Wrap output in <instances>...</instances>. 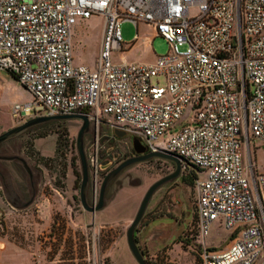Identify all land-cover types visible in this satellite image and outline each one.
Wrapping results in <instances>:
<instances>
[{
	"label": "built area",
	"instance_id": "2783aa9c",
	"mask_svg": "<svg viewBox=\"0 0 264 264\" xmlns=\"http://www.w3.org/2000/svg\"><path fill=\"white\" fill-rule=\"evenodd\" d=\"M94 16L105 26L93 70L76 63L73 35ZM125 22L151 27L170 52L151 65L114 63L126 52ZM0 69L34 97L14 106L15 120L86 115L179 158L182 173L189 164L205 171L195 184L202 263L264 264V174L250 138L264 144V0H0ZM217 221L239 230L221 251L206 243Z\"/></svg>",
	"mask_w": 264,
	"mask_h": 264
},
{
	"label": "rangeland",
	"instance_id": "374dc122",
	"mask_svg": "<svg viewBox=\"0 0 264 264\" xmlns=\"http://www.w3.org/2000/svg\"><path fill=\"white\" fill-rule=\"evenodd\" d=\"M104 26L105 18L101 16L78 20L73 35L78 65L93 70L97 68ZM122 34L126 52L114 54V63L127 61L151 65L156 63L159 56L170 52L169 44L160 37L153 40V29L143 23L137 27L132 22H125ZM132 44L134 47L129 53ZM180 49L185 51L187 47ZM159 82L165 86L163 79L153 80L154 85ZM33 101V95L19 81L0 69V135L24 123L13 119L14 106ZM34 114L28 113L27 116ZM104 121L111 124L114 118L106 115ZM81 126V120L50 124L28 130L12 142L8 155L25 158L36 171L38 181L35 202L30 208L25 206L28 201H22L20 206L6 203V209L10 211L6 212L8 218L0 228V247L4 245L3 252H0V264H138L128 247L127 230L147 191L153 184L172 174L175 165L156 159L131 166L110 187L107 206L95 214L91 213L94 220H86L83 215L88 212L80 202L82 170L77 150ZM114 130L106 125L92 124L86 136V152L92 157L89 161L94 160L98 167L96 191L93 188L95 171L90 168L91 191L88 199L91 206L98 202L102 181L108 174L105 172L107 169L101 170L104 165L98 161L100 150L111 149L106 140L105 143L102 140L107 139L105 136L111 135ZM132 138L127 135L115 144L117 149L122 150V158L130 155L128 146H131ZM169 138L170 135L165 136L155 145L166 150ZM250 138L258 175L264 174V144L254 138L252 132ZM245 158L248 161L247 148ZM3 166L9 171L14 169L13 164L8 162ZM108 166L110 168L111 165ZM191 170L197 179L207 178L205 171ZM75 172L80 173L78 181ZM17 174L18 187H23L24 183L28 187L26 171L23 169ZM187 174L184 170L179 179L156 192L137 229L138 245L149 264H202L199 255V242L202 240L198 239L196 229V192L194 183L185 181ZM246 176L252 182L250 171L246 172ZM72 181H75L73 188L68 190V182ZM55 188L61 193L60 196L53 195ZM55 197L58 198L55 200ZM52 209L55 210L48 217ZM110 209L114 210L112 226L105 225L102 220V214ZM206 242L221 251L228 246L230 235L216 225Z\"/></svg>",
	"mask_w": 264,
	"mask_h": 264
},
{
	"label": "water",
	"instance_id": "95a60500",
	"mask_svg": "<svg viewBox=\"0 0 264 264\" xmlns=\"http://www.w3.org/2000/svg\"><path fill=\"white\" fill-rule=\"evenodd\" d=\"M72 120H81L82 126L78 133L77 137V150L80 157V164H81V170H82V182L80 186V202L83 207V209L89 213L95 214L98 211L104 209L107 206L108 199H107V192L110 187V185L113 183V181L126 169L129 167L136 165L138 163H143L152 159H160L172 162L175 165V171L164 177L163 179L159 180L155 184H153L150 189L147 191L145 197L142 200V203L140 205V208L136 214V217L134 218L133 222L129 226L127 230V243L128 247L130 249V252L132 253L135 260L138 262V264H149L139 245L138 241L136 239V233L137 229L142 222L146 211L148 209V206L153 199L156 192L161 189L166 184L177 180L182 175V161L168 153L165 152H150L148 153V148L143 145L142 140H140L137 137H134L132 139V144L134 147L135 152L137 153V157L127 159L123 163H121L118 167L110 171L102 181L100 192H99V198L98 202L91 206L89 204V190L91 186V174H90V168L91 165H95V161L92 160L91 162L88 159L87 153H86V147H85V139L86 135L90 132L92 123L88 116L86 115H80V114H73V115H62V116H39V117H33L29 120L25 121L22 125L17 126L13 129H10L9 131H6L5 133L0 135V145L13 140L15 138L20 137L28 130L32 129L33 127L53 121H72ZM116 135L121 138L126 136V133H118L116 132ZM0 160L5 161H18L21 163L26 170V172L29 174L30 177H32L33 172L32 168L29 165L28 161L19 156H9V157H1ZM109 166L102 167V170L108 169Z\"/></svg>",
	"mask_w": 264,
	"mask_h": 264
},
{
	"label": "flooded vegetation",
	"instance_id": "af4514ba",
	"mask_svg": "<svg viewBox=\"0 0 264 264\" xmlns=\"http://www.w3.org/2000/svg\"><path fill=\"white\" fill-rule=\"evenodd\" d=\"M63 123V122H68V121H53V122H49V123H45V124H41V125H37L35 127H33L32 129H38V128H44L46 126H49L50 124H57V123ZM31 130V129H30ZM116 132L118 133H122L119 129H116L114 130V132L109 135V136H105V138L107 139H103L102 142L105 143V140L106 142L108 143V145H110L109 147L111 149H102L99 151V156H98V161L100 163H102L104 165V167L108 166V165H111L109 169H107L105 172L106 173H109L110 171L113 170V168L115 169L116 167H118L121 163H123L124 161H126L127 159H131V158H134V157H137V153L135 152L134 150V147H133V144L131 142V146H128V150L130 151V155L128 156H125L122 158L121 155H122V150H119L116 148V143L119 142L120 140L122 139H125L126 136L128 135L126 133V136L124 137H121L119 138L117 135H116ZM125 133V132H124ZM89 134V133H88ZM87 136V135H86ZM19 138V137H18ZM18 138H15L13 140H10L2 145H0V158L1 157H9L10 155H8L9 153V150H11L12 146V142ZM133 139V138H132ZM86 141V139H85ZM9 145V147H8ZM87 153V156H88V159H91V154L88 153V151L86 152ZM148 153H150V151H148ZM14 156V155H13ZM152 160H156V159H152ZM157 160H160V159H157ZM151 161V160H149ZM10 163V164H13V171H9L6 169V167L3 166V163ZM148 162V161H146ZM29 163V162H28ZM144 163V162H143ZM172 163V162H171ZM140 164V163H138ZM30 165V164H29ZM22 166V167H21ZM32 168V167H31ZM130 168V167H129ZM128 168V169H129ZM24 167L21 163H19L18 161H5V160H0V179L1 181L4 183V184H8L9 180L11 181L12 178H13V174L14 173H18L19 171H23ZM25 170V169H24ZM102 170V169H101ZM127 170V169H126ZM124 170L114 181L113 183H115L119 177L126 171ZM26 171V170H25ZM32 172H33V175L32 177H30L31 179V182H32V186L33 188H35L36 186V183L38 181L37 177H36V171H34L32 169ZM102 172V171H101ZM104 172V173H105ZM112 183V184H113ZM112 184L110 185V187L112 186ZM109 187V189H110ZM109 189H108V192H109ZM35 190V189H33ZM34 192V191H33ZM108 192H107V195H108ZM15 198H13L11 200V202L15 205V206H20L22 202V200H20V198L18 196H14ZM35 202V197H33L32 200H29L27 203H26V207H29L30 205H33ZM143 253V251H142ZM144 255V254H143Z\"/></svg>",
	"mask_w": 264,
	"mask_h": 264
},
{
	"label": "crops",
	"instance_id": "0c3cea01",
	"mask_svg": "<svg viewBox=\"0 0 264 264\" xmlns=\"http://www.w3.org/2000/svg\"><path fill=\"white\" fill-rule=\"evenodd\" d=\"M159 37H156L155 34L152 36V39L155 40ZM133 45L131 46L130 50H128V52H132L133 50ZM76 60V59H75ZM92 69V68H91ZM27 173V172H26ZM27 175L29 176V174L27 173ZM19 177V175L17 173H14L13 174V178L12 180L8 182V184H4L1 179H0V228L3 226L4 222L6 221V219L8 218V214L6 213L7 211H10V210H7L6 209V203L7 204H13L11 202V200L13 198H15L14 196H18L20 198V200L22 201H29V200H32L33 197H35V194H36V189L37 187L35 186V188H33L32 186V182H31V179H30V176H29V184H28V187H26V183H24V186L23 187H18V181H17V178ZM15 179V180H14ZM75 181L73 182H68V190L72 189L73 188V185H74ZM37 185V184H36ZM41 185V183H40ZM41 187V186H40ZM93 188L95 189L96 191V188L97 186L95 185V183H93ZM35 189V190H33ZM34 191V193H33ZM54 193L53 195L54 196H60L61 193L59 192V190L57 188L53 189ZM91 190H89V193H90ZM97 193V192H96ZM58 197H55V200L57 199ZM47 200L50 202L49 198H47ZM32 205H30L29 207H26L27 209L30 208ZM55 209H52L51 211H49L48 213V217H51V213L50 212H54ZM113 216H114V210H109V211H106L102 214V220H103V223H106L105 225H114L112 224V219H113ZM83 218L86 219V220H90V219H93L94 220V215H92L91 213H86L85 215H83ZM218 226L219 228L223 229L224 231L228 232L229 235H230V242L228 244V246L225 248H229L232 243L235 241L236 238H238L239 236V230H233V231H229L227 230L222 221H217L213 224L212 226V230L214 228V226ZM211 230V232H212ZM211 234V233H210ZM210 236V235H209ZM207 243V242H206ZM208 245V244H207ZM209 246V245H208ZM3 247L4 245L2 244L1 247H0V252H3ZM209 248L211 249H215V250H218L216 249V247H211L209 246ZM131 253V252H130ZM201 259V258H200ZM262 263V258L256 263V264H261ZM203 264V263H202Z\"/></svg>",
	"mask_w": 264,
	"mask_h": 264
},
{
	"label": "trees",
	"instance_id": "16d2710c",
	"mask_svg": "<svg viewBox=\"0 0 264 264\" xmlns=\"http://www.w3.org/2000/svg\"><path fill=\"white\" fill-rule=\"evenodd\" d=\"M10 75L12 77H14L18 81L17 77L14 74L10 73ZM190 168H194V169L196 168V169H199V170H200V168H198L195 165L189 164L188 165V169H187V173L188 174L185 175V176H187L185 181L194 183V188H195V184H196L197 177L194 174V171H192V170L190 171ZM91 170H92V168H91ZM75 176L77 177V180L76 181H78V179H80V173L79 172H75ZM196 218H197V215H196ZM196 229H197V234H198L197 221H196ZM197 237H198V235H197ZM136 239H138V238L136 237ZM199 255H200V253H199Z\"/></svg>",
	"mask_w": 264,
	"mask_h": 264
}]
</instances>
